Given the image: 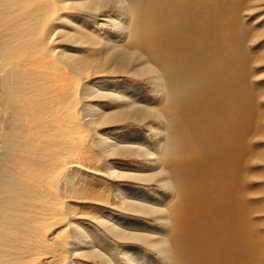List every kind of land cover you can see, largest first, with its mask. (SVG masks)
Segmentation results:
<instances>
[{
    "label": "bare ground",
    "instance_id": "1",
    "mask_svg": "<svg viewBox=\"0 0 264 264\" xmlns=\"http://www.w3.org/2000/svg\"><path fill=\"white\" fill-rule=\"evenodd\" d=\"M11 1L1 0L0 8L12 7ZM51 4L52 15L67 25L50 27L45 32L48 43L36 47L50 54L51 76L59 74L76 86L117 74L138 83H113L108 89L105 82L99 87L94 83L95 99L121 106H94L87 112L81 103L78 111L77 121L86 122L97 136L100 159L105 160L99 172L114 185L129 179L146 189H131L130 194L116 189L110 206L119 211L117 221L97 217L98 231L81 237L91 249L89 255L101 264H121L94 244L96 239L112 247L119 240L140 243L150 251L146 256L143 248L126 246L127 264H160L153 253L170 264H263L264 236L258 230L263 223L252 221L263 211L250 209L245 201L246 167L260 159L251 147L259 121L248 102L252 77L247 68L248 28L240 18L238 0H52ZM71 8L89 17L69 20L65 11ZM8 12H0V59L6 79L5 115L15 123L2 136L1 162L11 186L17 184L14 171L36 169L45 180L53 179L56 197L65 199L71 184L80 185L69 165L55 167V140L60 138L56 132L66 127H56V118L73 111L53 96L52 106L42 102L36 109L40 114L31 108L23 111L19 105L24 99L17 100L11 90L32 81L20 74L16 82L10 79V54L15 46L32 42L35 29L24 21L11 27L9 19L16 15ZM100 27H108L109 34L91 37L88 31ZM55 35L77 51L49 48ZM82 97L89 99L88 88L83 87ZM125 122L146 132L133 129L121 140L98 131ZM28 125L37 129L35 134L44 127L43 135L52 140L47 144L43 140L44 148L36 154L34 147L39 149L42 142L34 133L24 137ZM60 144L65 146V141ZM117 154L132 157L141 170L120 172L109 163ZM42 197L47 198L44 190ZM128 215L135 216L136 229L119 222Z\"/></svg>",
    "mask_w": 264,
    "mask_h": 264
},
{
    "label": "rangeland",
    "instance_id": "2",
    "mask_svg": "<svg viewBox=\"0 0 264 264\" xmlns=\"http://www.w3.org/2000/svg\"><path fill=\"white\" fill-rule=\"evenodd\" d=\"M70 1L75 2V0ZM11 2L12 7L3 6L0 8L1 13L10 10V13L16 15V18L11 17L9 19L11 27L17 28L24 21L28 26L35 29L34 40L28 44L23 43L15 46L13 48L15 50H12L10 54L12 62L10 79L16 82L20 74L28 78L31 77L29 80L32 81V84L30 86L23 85L22 89L11 90V92L17 100L24 99L19 104L23 111L27 109L29 111L31 109L36 110L42 102L52 106L53 102L49 97L53 96L56 102H60L65 109H72L73 113L76 114L73 117V113L66 111L61 118H56L57 121L55 119L58 124L56 127L64 124L66 127L63 131L56 132V136L60 138L55 140L57 149L54 157L56 158V169L59 170L62 165H69V169L77 175L80 186L71 184L67 189L66 198L60 200L56 197L58 190L53 186V179L45 180V176L39 175L40 172L36 169L31 172L30 170H22V168L13 172L17 184L11 186L12 183L8 181L6 168L1 162L4 150L2 136L10 130L15 122L9 120L5 115L3 102L6 95V88L4 87L6 79L4 80L5 74L0 59V264H69V262L70 264H101L98 258L89 255L91 249L88 247L89 245L85 246L81 243V237L87 233L93 234L98 231L97 217L117 221V214L115 213H119V211L111 209L110 206L114 202L113 196L116 194V189L125 190L128 194H130L131 189L137 191L140 189L146 191V189L129 179H122L114 185L110 183L107 175L99 172L104 167L105 160L100 159L101 154L95 140L97 136L93 129L86 122L81 124L77 121L80 116L79 113H81L80 104L82 103L83 110L85 104L87 112L94 106L100 109L120 107L121 105L115 101L95 99L91 95V86L96 83L99 87V84L105 82L103 87L108 89L113 83H121L126 86L137 85L138 83L130 81L123 74H117L84 81L80 86H76L71 85L70 79L59 74L51 76L49 72L53 61L50 62V54H47L46 51L43 53V50L36 51V47L39 49L40 46L45 45V32L50 27L66 28L67 25L52 15L51 10L54 7L51 4L52 0H12ZM238 6L241 9L240 18L248 28L246 49L250 55V63L247 68L249 76H252L249 83L250 99L248 102L256 120L259 121L255 136H252L251 147L256 153L255 158L259 156L260 159L252 160L253 164L246 167L245 201L250 209L263 211L254 214L252 221L263 223L258 230L264 236V0H240V3L238 0ZM65 12H67L69 20L79 22L82 19H87L83 16H88L85 12L80 13L75 8ZM88 32L95 39H97V35L102 37L105 33L109 34L108 27H100L97 30L91 29ZM258 36L259 39L257 40ZM112 39H117V37L113 36ZM50 41L49 48H56L65 52L77 51L78 49H72L71 45L64 42L58 35H55ZM56 66L59 67L58 62ZM83 87L84 89L88 88L90 94L88 100L82 97ZM37 111L40 110H36L35 113H38ZM48 122L49 120L46 123ZM129 123L131 122L103 126L98 131L109 137L120 136L122 137L121 140L127 139L133 129L139 130L141 133L146 132L142 126L129 125ZM29 124L33 123L30 122ZM100 124L101 122L97 123L96 126ZM30 127L28 125L27 136H24L26 138L28 135L36 133L34 130L37 129L33 128V130L31 127L30 131ZM44 132L45 128L43 127L38 132L39 134H35L36 137L39 136L38 141L42 142L43 146L41 144L39 149L34 147V153L38 150L42 151L45 141L46 144L52 142L43 135ZM42 135L44 136L43 139H41ZM258 136H260L259 139H257ZM53 139H55V135H53ZM61 139L65 141V146L60 144ZM37 144L39 145V143ZM109 163L120 172L136 174L141 170L139 164L128 155L117 154L112 156ZM247 172L249 173L247 174ZM6 183H9L8 186L12 188L9 187L8 189ZM42 189L47 198L42 197ZM5 192H8V195ZM152 192L155 191L152 190ZM110 210H113L112 213ZM128 216L130 218L121 217L119 222L128 229H136L135 216ZM139 220H143V218H139ZM147 221L152 223L149 219ZM150 223L146 222L147 225ZM98 235L103 236L99 233ZM94 244L101 248L104 253V250L108 251V255L121 264H127L123 256L126 246L133 247V249L141 247L146 256L150 255V251L137 242L126 243L116 240L112 247H107L94 239ZM152 255L155 256L158 263L170 264L154 253Z\"/></svg>",
    "mask_w": 264,
    "mask_h": 264
}]
</instances>
